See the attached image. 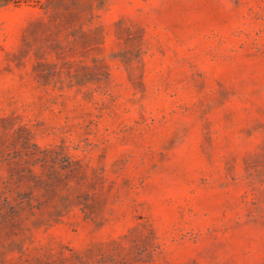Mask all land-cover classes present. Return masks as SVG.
<instances>
[{
	"label": "rangeland",
	"instance_id": "1",
	"mask_svg": "<svg viewBox=\"0 0 264 264\" xmlns=\"http://www.w3.org/2000/svg\"><path fill=\"white\" fill-rule=\"evenodd\" d=\"M0 264H264V0H0Z\"/></svg>",
	"mask_w": 264,
	"mask_h": 264
},
{
	"label": "trees",
	"instance_id": "2",
	"mask_svg": "<svg viewBox=\"0 0 264 264\" xmlns=\"http://www.w3.org/2000/svg\"><path fill=\"white\" fill-rule=\"evenodd\" d=\"M3 2H12V3H15V4H20V3H23V2H29L31 0H2Z\"/></svg>",
	"mask_w": 264,
	"mask_h": 264
}]
</instances>
